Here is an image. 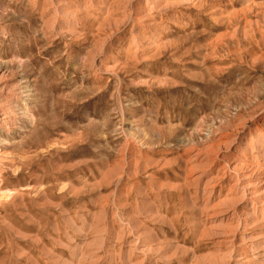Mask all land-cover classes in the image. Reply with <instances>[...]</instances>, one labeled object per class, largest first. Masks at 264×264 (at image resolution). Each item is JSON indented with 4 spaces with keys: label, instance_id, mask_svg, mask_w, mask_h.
Returning a JSON list of instances; mask_svg holds the SVG:
<instances>
[{
    "label": "rangeland",
    "instance_id": "1",
    "mask_svg": "<svg viewBox=\"0 0 264 264\" xmlns=\"http://www.w3.org/2000/svg\"><path fill=\"white\" fill-rule=\"evenodd\" d=\"M0 264H264V0H0Z\"/></svg>",
    "mask_w": 264,
    "mask_h": 264
}]
</instances>
